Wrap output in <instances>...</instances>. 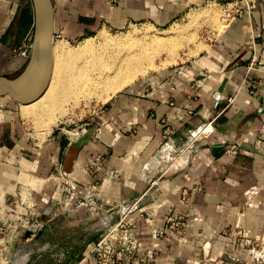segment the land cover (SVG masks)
I'll return each instance as SVG.
<instances>
[{
	"label": "crops",
	"instance_id": "obj_1",
	"mask_svg": "<svg viewBox=\"0 0 264 264\" xmlns=\"http://www.w3.org/2000/svg\"><path fill=\"white\" fill-rule=\"evenodd\" d=\"M251 1L257 4L252 13L230 21L195 60L119 93L73 138L58 132L41 146L24 134L17 119L0 114V227L8 232L0 264H13L18 253L20 264L30 259V264H55L54 259L45 261L43 250L36 248L61 222L67 226L72 218L77 220V214L72 217L76 211L90 212V227L74 243L56 245L52 258L66 252V264H97L94 233H99L112 207L133 204L143 196L140 209L130 215L136 218L141 238L134 264H217L227 251L238 252L245 264H255L238 240L264 239V64H258L264 60V0ZM52 2L55 35L70 39L138 23L164 28L194 4ZM34 31L32 0H0V77L13 79L25 70L31 55L20 52L33 42ZM210 122L214 132L197 149L173 163L158 164L156 155L166 132L184 147L190 129ZM87 133L67 170L71 144ZM60 171L79 184L82 199L90 195L89 185L98 182L97 206L88 202L78 210L75 201L65 205ZM185 188L192 190L191 198L180 203ZM173 213L186 216L189 237L167 238L155 254L150 225H162Z\"/></svg>",
	"mask_w": 264,
	"mask_h": 264
},
{
	"label": "rangeland",
	"instance_id": "obj_2",
	"mask_svg": "<svg viewBox=\"0 0 264 264\" xmlns=\"http://www.w3.org/2000/svg\"><path fill=\"white\" fill-rule=\"evenodd\" d=\"M192 2L194 4L191 5L187 12L167 27L160 28L150 24L138 23L120 29L105 28L98 31L94 35L87 37L90 38L97 47H99L104 42L103 40L106 37L126 38V36H130L134 38L135 41H138V37L142 34H145V31L146 33H151L153 35H155L156 32L157 35H162L163 37L171 35L172 39L169 41L171 46L168 43L158 45L156 46L157 48L155 47L156 49H158L159 46H162L161 49H163L161 50L159 48L157 52H155V57H153V59L155 60L152 59L153 62H151L150 64H154V68L151 66L152 68H149L145 75H140L136 80L132 81L122 90L118 91L111 98L107 100L93 98L91 99V101H87L84 99L77 101L75 99L73 101L70 100L71 102L69 101L70 103L68 102V104L66 103L65 109L67 113H64L66 115H64L62 120L54 126L53 131L50 135H44L43 132L40 131V127L36 125L37 123L32 118L29 117L28 119H26L22 113L23 108L21 103L15 102L10 96H0V114L4 116L7 115L10 119H17V123L24 128V134H26L27 137L41 146H44L49 141V139L58 132L64 133L65 137H75L83 128L88 127L85 124L88 123L92 117L97 115V112L102 107L108 105L116 95L125 91L133 85L142 83L152 75L189 64L208 47L210 41L215 38L217 34L221 33L226 28L228 23L226 21V17L224 16V11L226 8L225 1L192 0ZM209 6L213 7L212 14L207 15L201 13L206 7ZM173 29H176L177 31H172ZM171 31L174 33H172ZM60 40L68 42V45L72 48H78L86 41V38L70 39L63 34L55 35L54 41ZM168 45L169 48L167 47ZM170 47L175 50L170 49ZM155 48L153 49L156 51ZM166 48H168V51L166 50ZM80 61L81 60H79L78 62ZM73 211L74 209L71 210L70 214H72ZM89 213L90 212H87L83 215L77 213V211L75 213L73 212L72 217L77 214L75 216V219L77 220H73L72 218L71 220L69 219V221L66 219L65 221H69V224L67 226L64 225L63 221L55 227L56 231L54 234L46 235L43 238L42 242L40 243L38 248H36V250H43L41 253L42 255H44L43 259L45 261H49V258L54 259V262L56 264V262H58V258L62 259L63 256L67 255L66 252H59L56 256H54V258H52L53 253L56 252H53L52 250L58 244H70L80 239V236L83 233V229L87 228V226L88 228L90 227V225H87L91 221V219L89 218ZM94 235H96L98 239L100 236V232H95ZM45 247H47L46 251L43 249Z\"/></svg>",
	"mask_w": 264,
	"mask_h": 264
},
{
	"label": "bare ground",
	"instance_id": "obj_3",
	"mask_svg": "<svg viewBox=\"0 0 264 264\" xmlns=\"http://www.w3.org/2000/svg\"><path fill=\"white\" fill-rule=\"evenodd\" d=\"M212 11L213 7L209 6L201 13L208 15ZM138 38L135 41L130 36L106 37L99 47L87 38L78 48L70 47L64 40L54 41L46 85L34 100L20 102L23 116L26 119L32 118L44 135H50L54 126L66 115L65 105L70 100H107L140 75H145L149 68H154V64H150L155 60V52L162 47L156 49V46L168 44L172 36L163 37L156 32L153 35L145 31ZM169 45L171 46L170 43ZM79 60L81 61L78 62ZM20 255L18 253L13 264H20Z\"/></svg>",
	"mask_w": 264,
	"mask_h": 264
},
{
	"label": "built area",
	"instance_id": "obj_4",
	"mask_svg": "<svg viewBox=\"0 0 264 264\" xmlns=\"http://www.w3.org/2000/svg\"><path fill=\"white\" fill-rule=\"evenodd\" d=\"M225 1L224 16L227 23L245 15L251 14L257 4L251 0H222ZM33 42L21 50L23 56L32 54ZM263 59L258 64H264ZM257 62V61H256ZM256 83V82H255ZM257 88V84L254 86ZM214 132L213 122L200 126L196 129H190L185 136L186 145L181 147L178 140L172 132H166L164 141L156 155L158 164L167 165L176 161L182 154L191 149H197L203 140L208 138ZM67 174L60 171V177L65 180V188L67 195L63 199L64 204L75 201L76 208L79 210L87 206L89 202L91 206H97V197L99 183L93 182L87 189L89 196L81 198L79 184L66 178ZM192 190L185 188L182 190L180 203H188L190 201ZM144 197V196H143ZM141 197L133 204L117 205L112 207L103 226L100 227V236L93 249L97 264H134L139 261L140 255V229L136 223V218L130 216L140 209ZM61 203V201H60ZM73 210V209H72ZM118 213V218L115 214ZM146 221H149L150 215H147ZM143 216L141 215V219ZM42 228V227H41ZM151 238L153 241V250L155 254H159L162 250V243L165 239L170 238L175 241H183L189 237V222L184 214L173 213L168 216L162 225H150ZM7 229L0 227V262L3 259L4 245L6 243ZM239 246L246 250L249 259L255 264H264V239L248 238L238 236ZM125 257L129 259L125 260ZM56 264H66L64 256L58 258ZM130 262V263H129ZM247 261L238 252L227 251L221 255L217 264H245Z\"/></svg>",
	"mask_w": 264,
	"mask_h": 264
},
{
	"label": "water",
	"instance_id": "obj_5",
	"mask_svg": "<svg viewBox=\"0 0 264 264\" xmlns=\"http://www.w3.org/2000/svg\"><path fill=\"white\" fill-rule=\"evenodd\" d=\"M32 1L35 8V31L29 63L16 78L0 77V96H10L18 103L34 100L45 87L55 40V10L52 0ZM88 135L85 134L71 144L66 158L67 170L72 166ZM30 260L27 264H30Z\"/></svg>",
	"mask_w": 264,
	"mask_h": 264
}]
</instances>
